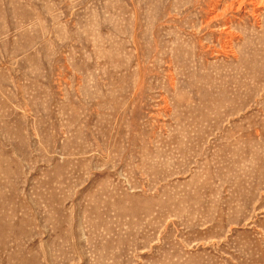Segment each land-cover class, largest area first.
I'll use <instances>...</instances> for the list:
<instances>
[{"label":"rangeland","instance_id":"374dc122","mask_svg":"<svg viewBox=\"0 0 264 264\" xmlns=\"http://www.w3.org/2000/svg\"><path fill=\"white\" fill-rule=\"evenodd\" d=\"M238 1L0 0V264H264V0Z\"/></svg>","mask_w":264,"mask_h":264},{"label":"bare ground","instance_id":"6f19581e","mask_svg":"<svg viewBox=\"0 0 264 264\" xmlns=\"http://www.w3.org/2000/svg\"><path fill=\"white\" fill-rule=\"evenodd\" d=\"M243 1H244V0H239V1H238V7H237V10H238L239 7H241V6L243 5ZM251 3H252V2H251ZM232 5H233V4H232ZM227 7H229V6H227ZM227 7H226V8H227ZM231 9H232V7H229V8H227L224 12H226L227 10H231ZM233 9H234V8H233ZM231 11H232V10H231ZM211 13H212V12H211ZM222 13H223V12H222ZM215 17H217V16H215ZM229 33H230V32H229ZM231 34H232V33H231Z\"/></svg>","mask_w":264,"mask_h":264}]
</instances>
